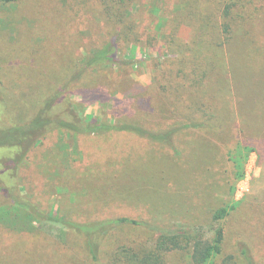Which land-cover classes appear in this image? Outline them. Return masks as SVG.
<instances>
[{"label": "rangeland", "instance_id": "obj_1", "mask_svg": "<svg viewBox=\"0 0 264 264\" xmlns=\"http://www.w3.org/2000/svg\"><path fill=\"white\" fill-rule=\"evenodd\" d=\"M254 1L264 20V0ZM184 2L141 0L131 5L143 39L129 66H92L74 83L79 87L74 98L84 101L86 114L137 121L153 130L172 121L170 96L159 80V66L169 56L166 43L148 34L157 5L161 14L170 16L183 10ZM191 33L183 25L186 39ZM110 38L95 0H0V127L13 120L26 124L42 93L70 76L82 56ZM246 69L251 89L242 82L249 94L236 92L235 106L240 122L243 115L250 123L255 118L252 107L264 116V58ZM217 135L185 130L171 147L114 130L79 135L63 148L59 132L53 131L15 167L11 159L18 155L16 147H0V180L42 211L76 221L125 215L165 228L191 227L209 238L221 224L223 255L233 253L236 264H247L240 255L245 242L253 262L264 264V129L248 126L232 143ZM223 206L233 209L217 222L214 213ZM35 224L32 232H13L0 223V264H82L77 233L57 222ZM120 233L118 243L143 237L134 228ZM107 245V250L112 248V241ZM166 258L168 264H193L185 251L169 252Z\"/></svg>", "mask_w": 264, "mask_h": 264}, {"label": "trees", "instance_id": "obj_2", "mask_svg": "<svg viewBox=\"0 0 264 264\" xmlns=\"http://www.w3.org/2000/svg\"><path fill=\"white\" fill-rule=\"evenodd\" d=\"M1 1L7 4L15 0ZM95 1L102 7L111 38L82 56L70 76L42 93L43 100L35 106L27 125L22 120H13L6 127H0V147L15 146L17 149L18 155L11 159L12 167L23 161L29 150L53 131L59 132V144L63 148L69 146L70 140L76 141L79 135L114 130L129 131L173 147L175 137L185 130L219 134L217 136H226L228 143H232L238 140L237 136L247 133L248 126L264 129V116L257 113L259 110L252 107L255 114L252 122L249 123L248 118L245 120L243 115L240 122L235 106L236 92L246 97L249 94L242 84L246 83L251 89L246 67L264 58V20L261 7L254 0H186L185 8L170 16L161 14L160 4L155 7V27L153 25L148 37L165 40L169 56L167 62L159 66V80L163 92L170 96L169 108L174 113L169 124L155 130L137 121H122L116 117L114 121L104 120L86 114L84 101L74 98L79 90L74 83L86 70L92 66L102 69L129 66L143 39L137 20L131 17V5L141 0ZM183 25L192 29L187 39L181 34ZM237 162L240 164L239 160ZM242 176L243 171H240L238 177ZM0 197L3 198L0 199V223H5L13 232H32L35 223L46 220L77 233L82 239L85 256L82 264H168L166 256L173 251L187 252L193 264L237 263L235 254L223 255L225 231L221 224L209 238L191 227L165 228L125 215L76 221L53 211L50 214L42 211L1 180ZM230 209L233 207L217 209L214 220L225 219ZM130 228L138 229L143 237L118 243L116 236L121 230ZM110 240L113 246L107 250ZM105 252L107 256H103ZM240 255L247 264H255L251 248L245 242L240 246Z\"/></svg>", "mask_w": 264, "mask_h": 264}]
</instances>
